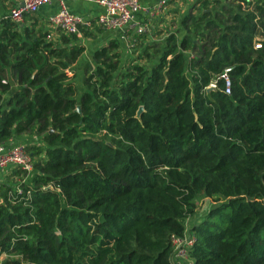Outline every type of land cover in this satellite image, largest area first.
<instances>
[{
	"label": "trees",
	"instance_id": "1",
	"mask_svg": "<svg viewBox=\"0 0 264 264\" xmlns=\"http://www.w3.org/2000/svg\"><path fill=\"white\" fill-rule=\"evenodd\" d=\"M195 3L126 64L97 46L81 90L75 33L0 18V142L38 136L0 181V264H175L186 220L190 264H264V0Z\"/></svg>",
	"mask_w": 264,
	"mask_h": 264
},
{
	"label": "built area",
	"instance_id": "2",
	"mask_svg": "<svg viewBox=\"0 0 264 264\" xmlns=\"http://www.w3.org/2000/svg\"><path fill=\"white\" fill-rule=\"evenodd\" d=\"M52 0H22L20 3L12 6L9 9V18L15 22H21L25 15L32 14L38 10L40 5L49 3ZM58 8L56 11L49 14L48 19L51 25L66 33H77L79 26H87L90 19L67 9L64 0H56ZM96 2L102 10L97 15V21L108 28L123 29L124 33L129 29H135L139 33L146 32L148 26L137 19L138 13L145 11L148 15L155 14L167 6L172 0H157L151 6H143L141 0H91ZM255 47L260 46V42H255ZM220 77L224 82V91L230 92L231 78L224 70L220 73ZM210 86H215L214 82ZM27 144L24 141H6L0 142V177L2 173L9 167H18L25 172V175H30L34 170V162L32 155L27 150ZM16 191L21 192L19 184L16 186ZM29 193V191H27ZM186 225L182 235L172 237V261L175 264H190L188 260V248L194 243L195 236ZM185 262V263H184Z\"/></svg>",
	"mask_w": 264,
	"mask_h": 264
},
{
	"label": "rangeland",
	"instance_id": "3",
	"mask_svg": "<svg viewBox=\"0 0 264 264\" xmlns=\"http://www.w3.org/2000/svg\"><path fill=\"white\" fill-rule=\"evenodd\" d=\"M177 1H178V3L172 5L173 11H170L171 15H170V17H168L169 19H165V24L163 26H165L164 28H166V31H165V33H163V35H161L162 39L170 31L177 30V32H178V30H180L179 22H180V19L184 13H187L190 11L193 13L198 12V10H195V8H197L195 1H193V0H177ZM226 1H228V0H219L220 3H223ZM33 23L35 24L34 25L35 29H38L39 27L46 29L48 31L46 38H48L50 40L56 41L59 38H61V36L63 34L61 30L51 26L48 20L42 21V19H39L35 13L25 15L23 20L21 22H19L18 25H19V27H23V25H25V24H28L31 26V24H33ZM83 26H81V27L79 26V31L77 33H75L74 37L71 40L84 44L85 50L81 54V57H83V60L81 58V62L84 63L86 60H89V58L92 59V57L90 56V50L94 46L96 39H97V41H101V36L104 34L105 28L101 25L96 24V23H94L93 25L91 23V24L85 26L87 28L89 27V29H87L89 31V33L85 34L84 30H83ZM157 28H159V27H155L154 31L150 30V32H151L150 34H146L147 31L143 32L144 35H141V36H140L141 33L134 35V34H131L129 32V37L127 39L128 41L126 40V43L128 42L127 43L128 46H126V47L124 46V48L120 46L121 59H122L124 64H126V62L129 59L136 58L138 56L139 52L141 51V49L143 47V44L145 43V42L144 43L142 42L143 40L144 41L147 40V42H148L150 40H159L160 39L159 36H160L161 30H158ZM70 36H72V34H70ZM129 39L130 40L132 39V41H130ZM137 61H139L141 63H146L148 60H146L143 57H140L137 59ZM68 71H70V70H68ZM68 71H67V73L70 74ZM78 71L81 72V67H80L79 61L77 63L75 62V64H72V74L74 73V78H75V75L77 76ZM76 79H77V77H76ZM79 80L82 81V79H79ZM30 139L31 138H29V139L24 138L23 141L28 143L27 140H30ZM27 150H28V152H30L29 151L30 149H27ZM37 156L38 155L32 156L33 161H34V159L37 158ZM23 177H24L23 172L20 171L17 173V172H15V168H14V169H12V172H10V174L7 175L6 178L5 177L4 178H5V181L8 180V181L13 182L14 183L13 186L15 188L19 184V181L23 180ZM4 178H3V180H4ZM210 204H212L211 199H209L207 197L199 198L197 200V214L195 215L196 220L199 219L200 217H202L206 213ZM3 256L4 255H1L0 258H2ZM188 260H190V259L188 258ZM190 262H191V260H190Z\"/></svg>",
	"mask_w": 264,
	"mask_h": 264
},
{
	"label": "crops",
	"instance_id": "4",
	"mask_svg": "<svg viewBox=\"0 0 264 264\" xmlns=\"http://www.w3.org/2000/svg\"><path fill=\"white\" fill-rule=\"evenodd\" d=\"M21 1L22 0H0V18L2 16H7L8 15V12H9V9L12 6L20 3ZM156 1L157 0H141V3L143 4V6L149 7L153 3H155ZM193 1H196V0H193ZM64 3L66 5L67 9L70 10L71 12H75V13L80 14V15L86 17V18H89L90 19V23H92V25L94 23H96L98 25H101L97 21V15L102 10V8L96 2L91 1V0H64ZM176 3H178L177 0H172L171 2H169L167 4L166 7H164L163 9H161L160 11L156 12L153 15L152 14H149L148 15L145 11H141L140 13H138L137 19L140 20V22L147 24V26H148V30H147L146 34H150L151 33L150 30L154 31V28L155 27H159V28H157L158 30H161L160 31V36H159L160 39L159 40L162 39L161 38V35H163V33H165V31H166V28H164L165 26H163L165 24V19H169L168 17H170V15H171V12L170 11H173L172 5H174ZM57 8H58L57 1L56 0H52L49 3H44V4L40 5V7L38 8V10L36 12H34V13L36 14V16L39 19H42V21L43 20H48L49 21V19H48L49 14H51L54 11H56ZM50 25H51V23H50ZM101 26H103V25H101ZM103 27L105 29H104V34L101 36V41H97V39H96L95 40V43L93 42L94 43V46L90 50V56L91 57H92L93 50L97 46H99L101 44H105L108 41V39H110V38H115V37L118 38V40L120 41V46L124 48V46L125 47L128 46V44H127L128 42L126 43V40L129 37V32L131 34H134V35L140 34L135 29H129V30H127L124 33V30L123 29H119V28H108V27H105V26H103ZM84 28L85 29H89V27L88 28L87 27H84ZM130 41H132V39ZM143 42L146 43L147 40H145V41L143 40ZM81 58L83 60V57H81V55H80V57L75 61L76 63L79 61V64H80V67H81V72L78 71L77 76L75 75V78H74L75 79V82H76V85H77V87H78L79 90L83 89V73H84V65H85L84 63L87 61L86 60L83 63V62H81ZM89 60L92 61V59H90V58H89ZM75 62L72 63V64H75ZM72 64H70L69 67L67 68V71L70 70V71H68L70 74H72ZM76 77H77V79H76ZM79 79H82V81L79 80ZM15 85L16 84H14V86ZM5 96H7V95H5ZM2 107L3 106L1 105L0 106V110H1ZM24 138H27V139L31 138L30 140H27L28 143L29 142H34V143L35 142H38L37 141L38 140V136H36L35 134H29V133L14 134V135H12L9 138L8 141H11V142H13V141H21V140L23 141ZM10 172H12V167L7 168L5 170V172L2 173V176L0 177V181L1 180L3 181V178L4 177L6 178L7 175L10 174ZM193 220L194 221L196 220L195 217L193 218ZM189 225H190V222H189Z\"/></svg>",
	"mask_w": 264,
	"mask_h": 264
},
{
	"label": "water",
	"instance_id": "5",
	"mask_svg": "<svg viewBox=\"0 0 264 264\" xmlns=\"http://www.w3.org/2000/svg\"><path fill=\"white\" fill-rule=\"evenodd\" d=\"M141 111H142V106H139L137 113L140 114Z\"/></svg>",
	"mask_w": 264,
	"mask_h": 264
}]
</instances>
